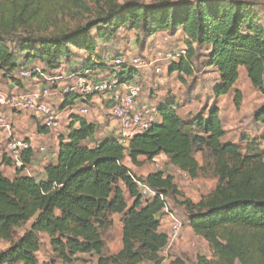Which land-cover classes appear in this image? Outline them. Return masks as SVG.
Listing matches in <instances>:
<instances>
[{
  "label": "trees",
  "instance_id": "16d2710c",
  "mask_svg": "<svg viewBox=\"0 0 264 264\" xmlns=\"http://www.w3.org/2000/svg\"><path fill=\"white\" fill-rule=\"evenodd\" d=\"M255 2L0 0V72L19 88L23 84L13 77L19 68L40 60L51 72L61 69L62 61L72 63L80 52L85 56L70 73H104L118 84L132 81L138 71L126 64H106L99 46L121 30L147 37L180 31L187 51L170 73L193 75L190 62L196 46L206 51V67L218 74L210 107L182 119L173 98L163 99L156 105L158 122L130 138L126 147L113 134L117 129L92 143L96 124L78 116L59 137L55 160L45 164L41 176L26 174L34 161L32 151L22 158L21 168L9 160L0 162V240L8 243L0 250V264H39L36 255L43 237L50 248L48 264H73L83 256L94 258L95 264H165L161 252L169 236L160 231V223L167 198L179 195L174 178L162 171L140 178L124 165L126 157L137 166L139 157L151 163L160 155L191 180L211 176L217 181L197 203H180L187 225L211 254L197 256L194 264H264V106L254 116L259 133L243 134L240 144L224 141L217 106L232 91L241 68L264 96V22ZM50 18L53 23H48ZM234 99L238 108V92ZM79 100L77 93L66 95L57 108L62 111ZM2 166L13 168L12 179ZM137 183L154 195L145 201ZM116 215L122 248L113 254L104 238L110 237ZM169 264L186 262L174 258Z\"/></svg>",
  "mask_w": 264,
  "mask_h": 264
},
{
  "label": "rangeland",
  "instance_id": "374dc122",
  "mask_svg": "<svg viewBox=\"0 0 264 264\" xmlns=\"http://www.w3.org/2000/svg\"><path fill=\"white\" fill-rule=\"evenodd\" d=\"M116 1L118 3H123L126 0ZM140 1L149 3L153 0ZM254 1H256L255 3H257V9L261 13L259 16L260 21L264 22V0ZM49 20L50 21L48 23H53L52 18ZM152 37L153 36L147 37L140 32L121 30L117 38L107 40L106 42H99V46L103 48L102 59L106 64L115 65V59L119 57H123L127 61H130L133 57H139L144 60V62H148L160 56L162 62H160L158 66L163 69L160 75L156 74L154 72V68L150 66L146 67L147 69L142 71L138 70V73L134 75L133 80L141 82V94L146 97L153 96L156 99L165 97V99L173 98L176 103L177 112L183 119L187 118L189 110L190 114H194L202 108L210 107L214 103L212 90L218 82V74L215 70L206 67V51L204 49L196 48L195 46L194 54L190 62L193 71L192 76H186L182 72L178 71L171 74V66H176L180 61V58L178 57L179 52L186 48V36L182 32H160L155 34V39H151ZM84 56L85 55L80 54L79 57H74L72 64L69 63L65 66L62 72H71L74 68L73 66L79 65ZM62 62L64 66L66 63L64 61ZM34 65L43 68V72L47 74L50 73L44 70V63L41 62L40 64L37 63ZM79 68L80 66L77 67V69ZM114 70L118 71V68H114ZM100 75L102 77L104 73H101ZM39 79L42 80L43 78ZM3 80L7 79L2 78L0 73V85ZM25 82H29V87L31 88L29 90L32 91L42 86L40 80L36 83L33 79L25 80L21 81V84ZM6 84H8V82L5 83V85ZM4 91L6 92L7 90ZM236 92H238L241 96L238 108L235 106L234 101ZM96 98L101 101L103 100L102 95H98ZM52 102L57 106L60 105V100L57 98H54ZM154 106L156 107V105ZM217 106L221 110L219 117L220 125L226 132L224 141L240 144L243 134L248 137H255L256 134L259 133V127L254 123V116L257 111L264 106V96L251 85L246 71L243 68L239 70V77L232 91L228 95L221 97L217 102ZM2 109L8 110L7 108ZM103 109L100 111L102 114L99 113L98 117H101L102 121L109 126L112 120L105 112V107ZM91 112L92 110L89 113ZM15 114V118L23 120L21 122L23 123L22 126L19 127L22 130L27 131V133H31V142L37 145V147L44 146L46 148V151L44 152L45 160H54L58 135L66 134L64 127H61L58 131L53 133L51 137L47 135L51 140V142L47 144L48 138H44L45 134L43 133H40L38 141L32 139L35 136L33 134L35 132V126H32L29 120H35V118L24 113ZM0 116L3 117V115ZM96 122L97 130L92 143L106 137L101 131L102 125H100L98 121ZM115 129L116 128L113 127L112 132H114ZM196 159L199 163H202L200 155H197ZM33 164L34 161L32 162L30 169L27 170L26 174L33 175L34 177L41 176L42 168L37 167L33 169ZM2 169H4L3 172L6 176L12 178L14 175L13 168H4V166H2ZM132 170L133 174L140 178H143L155 171H162L174 178V184L179 195L174 198H167V212H164L161 217L160 231L170 235L171 219L169 215L171 214L182 224V228L179 234L176 237L171 238L167 247L161 252V256L165 259V264H169L170 260L174 258H181L186 262V264H194L196 257L199 255L210 258L211 254L207 243L200 237L193 234L186 223V210L180 203L184 200H190L193 203H197L201 198L208 196L214 190L217 181L211 176H202L196 180H191L186 174L170 166L164 156L157 159L152 166L151 164L145 165V163H140L137 167H133ZM148 199L150 198H144L145 201ZM126 200L128 204L131 203L128 195H126ZM113 222L114 224L110 237L106 236L104 239L110 252L116 254L120 247L122 248V244L119 246L118 238L121 227L120 216H114ZM22 231L23 229H20L18 230V233L20 234ZM7 246L8 243L0 240V250L5 249ZM36 257L39 264H48L50 262L51 254L46 237L41 239L40 250ZM55 264L62 263L55 261ZM73 264H95V259L89 256H83L80 257V260L75 261Z\"/></svg>",
  "mask_w": 264,
  "mask_h": 264
},
{
  "label": "built area",
  "instance_id": "2783aa9c",
  "mask_svg": "<svg viewBox=\"0 0 264 264\" xmlns=\"http://www.w3.org/2000/svg\"><path fill=\"white\" fill-rule=\"evenodd\" d=\"M151 39H155L152 35ZM187 49L184 48L178 54L179 58L185 57ZM116 66L126 64L129 67L138 70L147 69L150 66L154 72L160 75L163 69L158 66L162 59L160 56L151 61L144 62L139 57H133L130 61L123 57L115 59ZM114 61V62H115ZM114 65V66H115ZM57 69L49 74L43 72L39 66L21 67L16 70L13 77L18 81L39 79L42 87L30 91L5 92L0 90V109L7 108L13 113H25L33 118L50 133H55L62 126L63 118L71 120L72 117H83L89 112L87 99L93 95H104L107 102L108 116L117 126L114 134L122 146L126 147L130 138L149 129L158 122V113L155 106H143L136 108V102L140 99L142 86L140 81L132 80L123 84H118L116 78L112 75L92 74L85 72H62ZM77 93L80 100L74 105L64 110H59L52 100L55 97L64 98V96ZM7 122L0 116V130L7 129ZM44 153L45 147H33L28 141L9 137L6 141H0V162L4 159L9 160L14 168L23 167V157L26 153ZM28 170V169H27ZM26 170V171H27ZM139 192L143 198H151L154 193L144 184L137 183ZM163 212H167V207ZM171 219V228L168 244L171 238L176 237L181 231L182 224L176 220L173 215ZM167 247V246H166Z\"/></svg>",
  "mask_w": 264,
  "mask_h": 264
},
{
  "label": "crops",
  "instance_id": "0c3cea01",
  "mask_svg": "<svg viewBox=\"0 0 264 264\" xmlns=\"http://www.w3.org/2000/svg\"><path fill=\"white\" fill-rule=\"evenodd\" d=\"M132 32H135V31H132ZM177 32H180V31H177ZM80 54L81 55H84V53L83 52H80ZM37 63H41V61L40 60H37V61H31L30 63H28L27 65H34V64H37ZM43 63V62H42ZM70 64H72V63H70ZM45 65V64H44ZM68 64L66 63L64 66L62 65L61 66V70H63L64 68H65V66H67ZM52 72V71H51ZM1 73V72H0ZM175 73V72H174ZM1 75H2V73H1ZM39 80L38 79H34V82L36 83V82H38ZM8 82V84H6L5 85V83H7ZM42 82V81H41ZM32 83V82H31ZM23 84V88H19V87H17V86H15L12 82H9V80H3L2 81V84L0 85V89L1 90H7V92H13V91H20V92H24V91H28L29 89H31L30 87H29V82H25V83H22ZM42 86H43V84H41ZM41 86V87H42ZM30 91V90H29ZM98 95H93V96H91V97H89L88 98V106L89 105H91V106H89V112L92 110V112L91 113H89L88 112V114L86 115V116H83L84 117V119L87 121V122H89V123H94V124H97V122L96 121H98V123L100 124V125H102V128H101V131L105 134V136H108L109 134H112L113 132V127H115L116 128V125H115V123L112 121L110 124H109V126H107L106 124H105V122H103L102 121V118L101 117H98L99 115V113L100 114H102L100 111L105 107V112L107 113V110H106V105H105V103H104V101L102 100H98L96 97H97ZM55 98H57V99H59L60 100V104H61V102H62V100H63V98H59L58 96L57 97H55ZM163 99H165V98H158V99H156L155 97H153V96H149V97H146L145 95H143V94H141V97H140V99L136 102L137 103V105H136V108L138 109L139 107H143V106H154V105H157L158 103H160L161 101H163ZM55 106L56 107H58V106H60V105H56L55 104ZM193 109V108H192ZM104 110V109H103ZM219 111L221 112V110L219 109ZM188 113H190V110H189V112ZM25 114V113H24ZM177 114H178V112H177ZM0 115H3V118L5 119V121L7 122V125H8V127H7V129H3V130H0V141H6L9 137H12V138H17V139H22V140H25V141H28V142H30L31 144H32V146L33 147H37V145H35V144H33L32 142H31V137H30V132H28L27 133V131H24V130H22L19 126H22V124L23 123H21L23 120H18L17 118H15V113H13V112H11L10 110H6V109H0ZM179 115V114H178ZM219 116H220V114H219ZM180 117V116H179ZM181 118V117H180ZM95 119V120H94ZM183 119V118H182ZM30 121V123H31V125L33 126H35V132L33 133L35 136L32 138V139H34V140H39V137H40V133H43V134H45L44 135V138H48L47 139V144H49L50 142H51V140H50V137L53 135V133H50V132H48L47 130H44V131H42V132H39L38 131V129H37V127H39L40 126V124H38V122H36L35 120H29ZM69 123H70V120H67V118L66 117H64L63 118V121H62V126L61 127H64V129L66 130V128L68 127V125H69ZM36 124H37V126H36ZM98 124V125H99ZM117 129V128H116ZM115 129V130H116ZM65 133H66V131H65ZM115 134V133H114ZM47 135H49L50 137H48ZM60 136H64V134H60V135H58V140H57V147H58V142H59V137ZM94 137H95V135H94ZM46 144V145H47ZM48 148V147H47ZM46 149V148H45ZM56 152H57V149H56ZM55 157H56V155H55ZM55 157H54V160H55ZM161 157H163L162 155H160V156H158L153 162H151V163H149V162H145V158L144 157H139L138 158V161L140 162V163H145V165H147V164H151V166L153 165V163H155L156 161H157V159H160ZM54 160H45V158H44V153H42V154H39V153H34V164H33V169L34 168H39V167H41L42 168V172H43V168H44V166H45V164L46 163H48V162H51V161H54ZM31 165H32V163H31ZM30 165V166H31ZM124 165L127 167V168H129L130 169V171L133 173V170H132V168L133 167H135L134 165H131V162H130V160H129V158H125V160H124ZM137 167V166H136ZM4 168H5V166H4ZM6 168H8V166L6 167ZM2 169V168H1ZM30 169V168H29ZM4 169H2V171H3ZM41 172V173H42ZM3 174H4V172H3ZM5 175V174H4ZM6 176V175H5ZM7 178H10V177H8V176H6ZM14 177V175L12 176V178ZM12 178H10V179H12ZM121 235H122V227H120V233H119V235H118V238H119V246H121ZM121 250V247H120V249L118 250V252ZM118 252H116V253H118Z\"/></svg>",
  "mask_w": 264,
  "mask_h": 264
}]
</instances>
